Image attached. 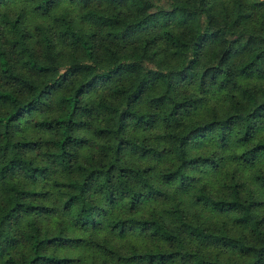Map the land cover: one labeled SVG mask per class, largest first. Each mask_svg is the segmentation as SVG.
<instances>
[{
    "label": "trees",
    "instance_id": "1",
    "mask_svg": "<svg viewBox=\"0 0 264 264\" xmlns=\"http://www.w3.org/2000/svg\"><path fill=\"white\" fill-rule=\"evenodd\" d=\"M0 264H264V0H0Z\"/></svg>",
    "mask_w": 264,
    "mask_h": 264
}]
</instances>
